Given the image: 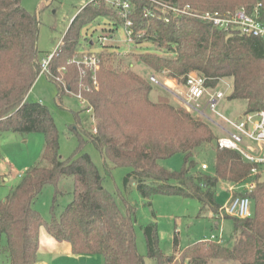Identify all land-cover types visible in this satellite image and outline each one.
<instances>
[{"label":"trees","instance_id":"trees-1","mask_svg":"<svg viewBox=\"0 0 264 264\" xmlns=\"http://www.w3.org/2000/svg\"><path fill=\"white\" fill-rule=\"evenodd\" d=\"M171 5H191L201 11L226 10L252 4L254 0H162ZM133 11L134 36L137 43L149 42L171 53V57L138 54L137 60L155 72L166 73L170 79L185 85L188 74L205 78V85L215 88L222 79L232 80L230 99L245 100V113L264 111V42L258 39L228 34L202 21L183 18L165 23L149 0H130ZM155 14L146 16L145 10ZM110 21L109 31L123 26L114 7L104 0L86 4L72 20L61 44L49 63V74L59 95L60 72L72 91L80 81L88 85L81 89L95 120V133L84 132L100 152L106 170L129 168L124 178L132 180L139 196L150 205L155 195L181 196L196 199L215 216L220 206L215 201L219 182L237 184L249 177L251 164L232 150L215 151L213 176L195 172L193 152L216 140L209 126L170 105L166 98L158 102L149 99L153 83L146 82L131 70L117 71L104 64L99 54V68L87 70L73 60L81 30L97 18ZM38 22L21 7V0H0V134L3 132L44 135L41 163L24 172L20 182L0 201V239L6 245L3 253L7 264H37L39 231L58 242H67L71 254L98 255L103 264H144L136 248L131 216L122 214L113 198L103 188L100 175L90 157L81 152L83 137L76 132L79 146L70 158L59 155L58 131L48 108L28 102L26 96L40 75L37 48ZM73 60V62H71ZM70 62V63H69ZM67 69V70H66ZM78 126L76 127L77 131ZM183 154V167L178 172L162 168L158 162ZM62 177L74 182L72 201L58 220L44 221L33 209L36 196L46 185H55ZM253 215L233 219L230 243L202 240L180 251L181 261L207 264L212 259L233 260L240 264H264V183L257 182L249 193ZM56 199L54 198V201ZM231 218V217H225ZM149 258L157 264H172L173 255H164L158 248L156 225L144 227ZM174 252L178 237L174 236Z\"/></svg>","mask_w":264,"mask_h":264},{"label":"rangeland","instance_id":"rangeland-1","mask_svg":"<svg viewBox=\"0 0 264 264\" xmlns=\"http://www.w3.org/2000/svg\"><path fill=\"white\" fill-rule=\"evenodd\" d=\"M93 0H21V7L34 15L38 22L37 48L39 51L38 61L53 54L59 48L62 38L68 30L72 20L78 15L81 8ZM112 1V0H107ZM226 1V0H225ZM106 2V1H105ZM108 4V2H106ZM109 5V4H108ZM238 7V6H237ZM106 18H97L81 30L79 46L73 60L78 61L84 55L103 54L104 64H108L117 71L131 70L146 82L154 76L159 82L152 84L149 99L158 102L161 97L166 98L168 103L175 108L188 112L195 120L201 121L209 126L216 137L220 131L213 121L221 124L219 118L209 110H202L205 100L199 102V114L188 108L186 103V89L178 81L170 79L166 73L155 72L146 65L139 63L138 54H156L171 57L172 54L163 48H158L149 42L137 43L127 41L126 31L123 26H118L114 32H110L111 23ZM141 35L140 33H137ZM105 37L104 45L98 39ZM138 38V37H137ZM72 60V61H73ZM101 60V59H100ZM49 70V69H48ZM67 70V69H66ZM81 76L87 69H79ZM59 80L62 93H58L56 85L45 75L40 74L26 96L28 102H37L46 106L53 118L58 131L59 155L66 160L74 155L79 146L78 132L84 139L81 152L87 154L96 169L103 177V188L111 195L117 208L124 215H130L134 224L136 248L143 257L144 264H157L155 259L149 258L144 238V227L150 223L156 225L158 248L164 255H173L174 262L180 263V251L187 246L209 239L211 236L221 238L226 245L231 242L233 235V219L217 218L208 208H202L201 204L193 198L181 196L155 195L149 199L150 205L143 200L131 180L124 184V178L129 173V168H113L108 173L104 160L98 149L85 139L84 132L95 133V120L90 106L80 93L81 89L88 90V85L79 83L77 91H72L67 83ZM172 81L168 83L167 81ZM226 84L229 85L227 89ZM97 88V84L94 83ZM217 90L226 92V98L219 102L217 112L230 120H238L247 109L245 100L230 99L233 84L230 79H222L216 85ZM172 92H170V89ZM167 89V90H166ZM174 89V90H172ZM177 89L179 90L177 92ZM169 90V91H168ZM81 96V100L77 97ZM79 129L76 131V127ZM44 149V135L41 133L20 134L3 132L0 134V201H3L9 192L20 182L24 172L41 163ZM215 141L204 144L193 152V160L196 162L195 172L213 176L215 173ZM184 163L183 154H176L171 158L161 160L158 164L167 171L178 172ZM205 164L207 169L202 171L201 165ZM260 180L264 183V177ZM251 181L245 179L237 185L229 182H219L215 191V201L223 207L228 202L233 187L235 194L243 193L244 184ZM74 182L70 177L60 178L55 185H46L36 196L33 209L36 210L44 221L58 220L66 206L72 201ZM54 198L56 199L54 201ZM253 215V205H251ZM178 237V249L174 252V236ZM6 245L5 238L0 239V264H7L3 248ZM48 264H103L98 255H79L78 257L56 256L47 253ZM46 258V257H45ZM183 264H188L185 260ZM207 264H240L233 260L212 259Z\"/></svg>","mask_w":264,"mask_h":264},{"label":"built area","instance_id":"built-area-1","mask_svg":"<svg viewBox=\"0 0 264 264\" xmlns=\"http://www.w3.org/2000/svg\"><path fill=\"white\" fill-rule=\"evenodd\" d=\"M104 1L114 7L118 17L123 20L127 41L134 42L135 38H139L140 35L136 34L134 36L133 29L131 28L132 20L129 16L133 11V5L130 0ZM149 1L156 11L161 13L160 17L165 23L183 18H191L207 23L218 31L254 38L264 42V0H254L252 4L241 5L222 11H201L189 4L179 6L171 5L162 0ZM145 12L146 16L155 15L147 9ZM105 41V37L98 39V42L102 45H104ZM53 54L48 55L40 61V74H49L48 67ZM74 62L82 64L87 70H91L93 72L92 80L94 81V72L98 70L100 64L98 57L95 55H84L81 60ZM62 70L65 71V68H62ZM149 81L155 85L159 84L154 76H151ZM226 86L229 89V85L226 84ZM184 87L186 89L185 99L188 108L203 115L198 104L200 101L205 100V106L202 110H209L219 118L221 124L211 120L220 131V136L215 140L216 149L236 151L240 154L242 160L251 164L252 167L247 178L251 179V181L244 184L243 193L251 192L257 182H263L260 179L264 177V111L244 113L238 120H230L217 112L219 102L226 98V92L217 90V87H207L205 85V78L196 73L188 74ZM77 97L81 100L80 95ZM81 103L83 104L82 100ZM201 169L205 171L207 166L202 164ZM233 185L229 188V191L232 193L228 202L225 206L219 208L216 217L220 219L225 217L237 219L251 217L252 202L250 198L241 194H235L233 192ZM206 240L215 241L217 244L222 243L220 237L211 236Z\"/></svg>","mask_w":264,"mask_h":264},{"label":"crops","instance_id":"crops-1","mask_svg":"<svg viewBox=\"0 0 264 264\" xmlns=\"http://www.w3.org/2000/svg\"><path fill=\"white\" fill-rule=\"evenodd\" d=\"M167 82L171 83L172 81L168 80ZM178 91L179 90L177 89V92ZM170 92H172L171 89ZM47 253L54 254L56 256H61V255H65L66 257L67 255L68 257L74 256L71 254L69 243L56 241L46 232L44 228H41L39 231V239H38L37 264H48L47 256H46Z\"/></svg>","mask_w":264,"mask_h":264}]
</instances>
